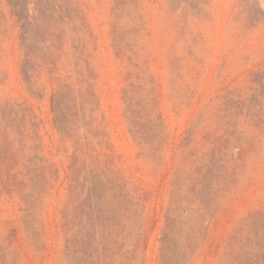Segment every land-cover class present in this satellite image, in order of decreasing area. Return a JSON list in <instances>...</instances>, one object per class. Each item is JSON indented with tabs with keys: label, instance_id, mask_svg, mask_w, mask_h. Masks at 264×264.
I'll use <instances>...</instances> for the list:
<instances>
[{
	"label": "rangeland",
	"instance_id": "rangeland-1",
	"mask_svg": "<svg viewBox=\"0 0 264 264\" xmlns=\"http://www.w3.org/2000/svg\"><path fill=\"white\" fill-rule=\"evenodd\" d=\"M0 264H264V0H0Z\"/></svg>",
	"mask_w": 264,
	"mask_h": 264
}]
</instances>
